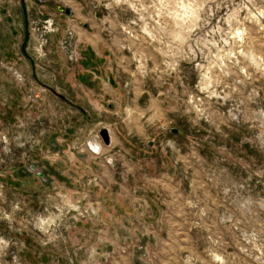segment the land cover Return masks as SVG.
Wrapping results in <instances>:
<instances>
[{"label":"rangeland","instance_id":"374dc122","mask_svg":"<svg viewBox=\"0 0 264 264\" xmlns=\"http://www.w3.org/2000/svg\"><path fill=\"white\" fill-rule=\"evenodd\" d=\"M11 6L0 264H264V0H0V13ZM62 60L84 84L86 63L108 62L85 101ZM103 124L115 145L99 136L91 157L84 138Z\"/></svg>","mask_w":264,"mask_h":264},{"label":"crops","instance_id":"0c3cea01","mask_svg":"<svg viewBox=\"0 0 264 264\" xmlns=\"http://www.w3.org/2000/svg\"><path fill=\"white\" fill-rule=\"evenodd\" d=\"M10 10L11 11H10L9 14L8 13L4 14L3 11H1V13H0V24L1 23H3V24H5V23L8 24L9 23V25L14 30V32H15V41H13V44H11L9 46L10 47L9 48L10 51L8 50V52L11 53V55L13 57L15 55L18 58V53H19L18 51L20 50L19 40L18 39H20V40L22 39L21 38V32H19V33L17 32V30L19 29L18 28L19 27V17H18L19 16V12L16 10L15 6H11L10 7ZM3 49L6 50V48H3ZM89 51H90L89 53H91V55H93L92 53H95V52H91L92 50H89ZM85 54L86 53H84V55ZM98 62L96 64H99V65H94V64H91V63H86V69L85 70H87L86 71L87 73L85 71H84L85 73L84 72L82 73V76L84 77L83 79L84 80H87V82H85L86 84H84V83H82L80 81H77L75 79V77H76V69H78V65L80 64L79 62H75L74 63V62H69L67 60H62L60 63L58 62V64H59L58 65V69L60 70L59 71V75L62 76L61 77V80L62 81H63V78H64L63 76L65 74V70L64 69L66 68V69H70L71 70L72 75H70L66 79H67V81H69L71 83V85H72V92L75 93V96L77 97V99H82L83 101H85L86 98L84 96H82V92L86 93V90L90 91L89 85L90 86H93L94 85V82H95L94 81V78L89 73L91 72L95 76L96 73L94 72L95 71L94 69H97L98 67L99 68H104V67L107 68L108 67V62H105V61H103V62L98 61ZM67 74H69V73H67ZM78 74H79V72L77 73V75ZM58 96L61 99H63V100H67L68 99L67 95L59 94V92H58ZM89 100L90 99H87V101H89ZM76 109H77L76 111H77L78 114H81L82 113V115L83 114H87L88 115V112L89 111L87 110V108H85L83 106L82 103H81V105L78 104L77 107H76ZM100 112H101V114H104V112L102 110H98V113H100ZM117 113L122 114V111L119 110ZM103 125H104L103 127H106V128L109 129L110 135H112V131H111L112 128H111L110 124H108V125L103 124ZM88 135H90V131H88ZM112 137H113V139L111 140V143H110V145H108V147H111V146H114L115 145V143H114L115 137L113 135H112ZM84 140H85L84 141L85 149L89 153V156H91V157H97L99 154H97L95 152H92V150L90 149V146H88L89 141H91V137L85 136Z\"/></svg>","mask_w":264,"mask_h":264},{"label":"water","instance_id":"95a60500","mask_svg":"<svg viewBox=\"0 0 264 264\" xmlns=\"http://www.w3.org/2000/svg\"><path fill=\"white\" fill-rule=\"evenodd\" d=\"M43 1H46V0H43ZM57 6V9L64 13L65 15L67 16H73L74 12H73V9L69 6V5H64V4H56ZM99 136L103 142V144L105 145H109L110 144V137H109V132L107 130L106 127H102L100 130H99ZM40 176L41 178H43V174L40 173Z\"/></svg>","mask_w":264,"mask_h":264},{"label":"built area","instance_id":"2783aa9c","mask_svg":"<svg viewBox=\"0 0 264 264\" xmlns=\"http://www.w3.org/2000/svg\"><path fill=\"white\" fill-rule=\"evenodd\" d=\"M47 29V28H46ZM71 31H69L68 32V34L69 35H71ZM37 50V49H36ZM38 51V50H37ZM40 52V51H39ZM41 53V52H40ZM107 130H108V132H109V129L107 128ZM99 138V135H98V133H96L91 139L92 140H95V139H98ZM110 143H111V141H110ZM110 145V144H109ZM106 146H108V145H106ZM90 149L92 150V152H95L96 153V151L95 150H93L91 147H90ZM80 215L81 216H83V217H92V216H94L95 215V212L92 210V209H88V208H85V209H83L82 211H80Z\"/></svg>","mask_w":264,"mask_h":264},{"label":"bare ground","instance_id":"6f19581e","mask_svg":"<svg viewBox=\"0 0 264 264\" xmlns=\"http://www.w3.org/2000/svg\"><path fill=\"white\" fill-rule=\"evenodd\" d=\"M109 137H110V141H111L112 137L110 135V132H109ZM88 146H90L93 150H95L97 154H99L103 148L102 144L97 139H95V140L91 139V141H89V143H88Z\"/></svg>","mask_w":264,"mask_h":264}]
</instances>
